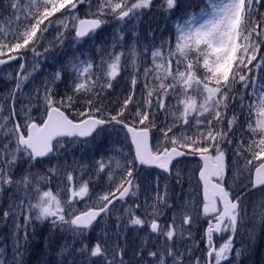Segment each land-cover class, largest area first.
I'll use <instances>...</instances> for the list:
<instances>
[{
	"label": "snow or ice",
	"instance_id": "obj_1",
	"mask_svg": "<svg viewBox=\"0 0 264 264\" xmlns=\"http://www.w3.org/2000/svg\"><path fill=\"white\" fill-rule=\"evenodd\" d=\"M181 3L159 7L166 18ZM154 7V0H0L10 12H0V66L18 62L0 96V224L9 229L0 233V264H26L36 224L45 221L52 234L44 249L58 244L57 264H242L264 237V0H206L174 22L168 38L142 36L135 25L129 38L126 28ZM109 23L98 57L73 55L25 95L36 58L69 36L94 38ZM112 131L123 143L93 165L57 162L33 172L70 144ZM148 169L158 173L142 176ZM101 174L107 182L96 191ZM57 230L71 241H57Z\"/></svg>",
	"mask_w": 264,
	"mask_h": 264
},
{
	"label": "rangeland",
	"instance_id": "obj_2",
	"mask_svg": "<svg viewBox=\"0 0 264 264\" xmlns=\"http://www.w3.org/2000/svg\"><path fill=\"white\" fill-rule=\"evenodd\" d=\"M185 1L186 0H182L184 4L179 9L173 10V12H171L168 15V17L165 18L163 16L164 9L159 7L160 3H162V0H154V4L156 5V7L145 10V15H143L139 21L131 22L128 28H126V35H128L129 38L131 37V28L132 25H135L137 31L142 36L149 31H153L158 39L160 37L168 38L170 31H172L173 29L174 22L178 20L180 22H183V20L186 18L185 16L186 12L199 13L202 7H206V0H194L193 3L194 4L197 3V5L195 4L193 5V8L186 9ZM0 12H3V16L5 18H7L10 14L9 11H4L3 9H0ZM0 26H2V23H0ZM112 32H113V23H109L108 25L104 26L103 30L99 31L94 38H87L79 43H73L72 37L69 36L62 48L57 47L52 52L36 58L38 60L39 66L33 74L34 78L30 80L29 85L25 90V95H27V93L31 91L32 88L40 87L43 82H46L51 77L53 72L59 69L62 65H66L68 59L71 58L73 55H79L80 53H84L85 56H87L88 54H92L98 57V53H96V49L101 46L103 41L110 38ZM28 61H29L28 70L31 71L32 61H33V56L31 54H29L28 56ZM17 70H18V62L10 63L7 66L0 67V96H5L11 87V82H8L6 80L7 74L15 73ZM68 82H69V78L65 76L64 81L58 85V90L61 93L64 92L65 86ZM118 90L119 89H117V91ZM121 143H123V133L118 131H112L111 133H106L103 137L97 138L95 141H90L89 144H70L65 150L62 151L61 155L58 158H53L51 162H49L46 159L43 165L38 164L36 168L33 169V172H39L42 175L46 174L45 170L48 167L57 164V162H59L60 164L72 165L73 167H76L77 165L91 166L93 165L94 161L99 159L101 156L111 155L112 153L109 149L113 144H115L116 147H120ZM123 150L127 152L128 151L127 146H125ZM21 171H22L21 169H17L16 172L17 178H19ZM157 173L158 171H155L153 169H148L146 172L142 171V176L150 175L154 177ZM87 178L88 176L86 175L84 179ZM106 182H107L106 177L103 174H101L99 181L96 182L95 184V190L99 191L101 188L104 187ZM59 183H60L59 178H54L51 181L50 187L53 190L54 194L57 190V185ZM42 190H47V189L42 188ZM6 199L7 197L5 196V200ZM143 199L144 197L143 195H141L140 200L143 201ZM33 202H35V194H33ZM77 207L83 209L85 205L84 203H80L79 205H77ZM113 211L117 215L120 214L121 205L117 204L116 208ZM170 216H171V211H169L167 215L161 217V221L166 222ZM111 219H114V216ZM111 219L109 220V223H111ZM205 226L206 225L203 221L200 222L199 226H193L194 235H196L197 237L202 235ZM41 227H44L46 231H48V234H42V231L40 230ZM3 229H5L6 231L3 232ZM0 230L4 234L8 233L9 231V229L5 227L3 224H0ZM241 231H243V229ZM55 233L56 236H58L59 238L58 239L55 237L57 241L61 243L64 240H68L69 242L71 241L70 235L66 233H61L59 232V230H57ZM49 234H52V229L50 225L46 221L43 223L37 222L36 238L35 240H33L31 245L33 243L36 246L40 244V246L42 247L41 252H43V250H45L44 240L45 237H47ZM144 235H145L144 231H141L139 233V236H144ZM90 236L92 238V243H95L97 241V238H101L100 228H97L94 232L90 233ZM131 238H135V237H131ZM236 242H237V246H239L240 244L239 236H237ZM76 247H79V245H76ZM57 249H58V244H53L49 252V255L43 257L42 261L45 262L48 261L49 259L50 264H57V260H58V257L56 255ZM27 257L28 254L25 257L26 261H27ZM248 259H254L255 264H264V237H262L258 241V244L255 245L250 255H248L244 260H248Z\"/></svg>",
	"mask_w": 264,
	"mask_h": 264
},
{
	"label": "trees",
	"instance_id": "obj_3",
	"mask_svg": "<svg viewBox=\"0 0 264 264\" xmlns=\"http://www.w3.org/2000/svg\"><path fill=\"white\" fill-rule=\"evenodd\" d=\"M186 3V5L187 4H191L192 5V7L191 8H193V5H197V3H193L194 2V0H186L185 1ZM184 3L182 2L181 3V6L183 5ZM186 9H188L187 7H185ZM179 9V8H178ZM190 9V8H189ZM40 230L42 231V234H48V231H46V229L44 228V227H41L40 228ZM4 231H6L5 229H3V232ZM0 233H2L1 232V230H0ZM58 238V236H56V233L54 234V238ZM59 239V238H58ZM40 240H41V238H40ZM37 248V249H36ZM41 249H42V247L40 246V244H38L37 246L36 245H34V243L30 246V248H29V251H28V257H27V261H26V264H50V260L48 259V261H42L43 259V257H45V256H47V255H49V252H50V250L51 249H49L48 250V252L46 253L45 252V250H43V252H41ZM36 250V251H35ZM255 261H254V259H248V260H243L242 261V264H255L254 263Z\"/></svg>",
	"mask_w": 264,
	"mask_h": 264
},
{
	"label": "water",
	"instance_id": "obj_4",
	"mask_svg": "<svg viewBox=\"0 0 264 264\" xmlns=\"http://www.w3.org/2000/svg\"><path fill=\"white\" fill-rule=\"evenodd\" d=\"M15 62V61H14ZM11 63H13V62H11ZM1 67V66H0Z\"/></svg>",
	"mask_w": 264,
	"mask_h": 264
},
{
	"label": "bare ground",
	"instance_id": "obj_5",
	"mask_svg": "<svg viewBox=\"0 0 264 264\" xmlns=\"http://www.w3.org/2000/svg\"><path fill=\"white\" fill-rule=\"evenodd\" d=\"M258 244V243H257Z\"/></svg>",
	"mask_w": 264,
	"mask_h": 264
}]
</instances>
